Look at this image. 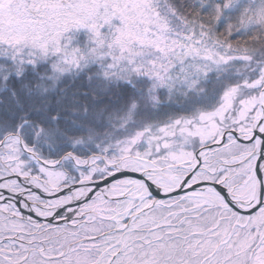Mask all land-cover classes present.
Here are the masks:
<instances>
[{"label":"snow or ice","instance_id":"obj_1","mask_svg":"<svg viewBox=\"0 0 264 264\" xmlns=\"http://www.w3.org/2000/svg\"><path fill=\"white\" fill-rule=\"evenodd\" d=\"M0 264H264V0H0Z\"/></svg>","mask_w":264,"mask_h":264}]
</instances>
